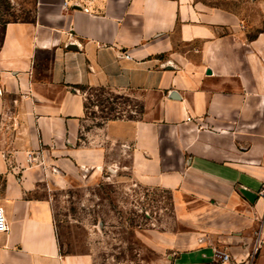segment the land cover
<instances>
[{
	"label": "crops",
	"instance_id": "0c3cea01",
	"mask_svg": "<svg viewBox=\"0 0 264 264\" xmlns=\"http://www.w3.org/2000/svg\"><path fill=\"white\" fill-rule=\"evenodd\" d=\"M85 89L143 112L94 127ZM139 189L172 222L135 227L141 263L264 264V0H35L0 24V264H97L58 222L126 218Z\"/></svg>",
	"mask_w": 264,
	"mask_h": 264
},
{
	"label": "rangeland",
	"instance_id": "374dc122",
	"mask_svg": "<svg viewBox=\"0 0 264 264\" xmlns=\"http://www.w3.org/2000/svg\"><path fill=\"white\" fill-rule=\"evenodd\" d=\"M35 0H0V24L27 19L31 16ZM87 115L91 125L99 127L103 122L116 118H137L143 112L144 94L137 91L115 92L109 89H85ZM111 153L113 150H110ZM122 163H127L124 159ZM101 184V183H100ZM96 192L104 198L102 185ZM103 192V193H102ZM81 198L82 194L78 195ZM98 205L89 210L79 207L72 211V224L58 222V235L62 250L67 253L85 252L90 245L96 255L97 264H107V260L124 261L125 264H145L141 257H150L148 251L140 248L135 227H155L159 230L172 225L166 196L160 192L136 190L133 197L134 207L129 216L123 217L116 206ZM89 244V246H88Z\"/></svg>",
	"mask_w": 264,
	"mask_h": 264
},
{
	"label": "built area",
	"instance_id": "2783aa9c",
	"mask_svg": "<svg viewBox=\"0 0 264 264\" xmlns=\"http://www.w3.org/2000/svg\"><path fill=\"white\" fill-rule=\"evenodd\" d=\"M259 196L264 199V190L259 192ZM7 230V222L6 217L3 212V209L0 208V233L5 232ZM216 258L218 259L219 264H228L229 256L225 253H217Z\"/></svg>",
	"mask_w": 264,
	"mask_h": 264
},
{
	"label": "water",
	"instance_id": "95a60500",
	"mask_svg": "<svg viewBox=\"0 0 264 264\" xmlns=\"http://www.w3.org/2000/svg\"><path fill=\"white\" fill-rule=\"evenodd\" d=\"M208 74H210V71H207Z\"/></svg>",
	"mask_w": 264,
	"mask_h": 264
},
{
	"label": "trees",
	"instance_id": "16d2710c",
	"mask_svg": "<svg viewBox=\"0 0 264 264\" xmlns=\"http://www.w3.org/2000/svg\"><path fill=\"white\" fill-rule=\"evenodd\" d=\"M112 119H114V118H112Z\"/></svg>",
	"mask_w": 264,
	"mask_h": 264
}]
</instances>
